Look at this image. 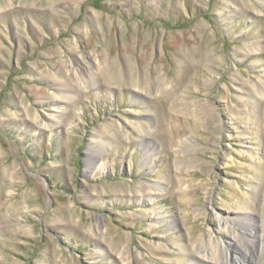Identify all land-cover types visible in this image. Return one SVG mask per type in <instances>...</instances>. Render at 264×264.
<instances>
[{
  "label": "rangeland",
  "instance_id": "rangeland-1",
  "mask_svg": "<svg viewBox=\"0 0 264 264\" xmlns=\"http://www.w3.org/2000/svg\"><path fill=\"white\" fill-rule=\"evenodd\" d=\"M225 220L264 264V0H0V264L238 255Z\"/></svg>",
  "mask_w": 264,
  "mask_h": 264
},
{
  "label": "bare ground",
  "instance_id": "bare-ground-1",
  "mask_svg": "<svg viewBox=\"0 0 264 264\" xmlns=\"http://www.w3.org/2000/svg\"><path fill=\"white\" fill-rule=\"evenodd\" d=\"M92 150H93L92 148L91 149L89 148V152L91 154H93ZM103 167H104V165H103ZM223 220H224V218H223ZM251 224L252 223L249 222V224L247 223V224H245V226H247L249 228V227H252ZM253 230H254V228L251 229V231H253ZM222 231L225 232V235H227L228 237L233 236V234H234V237L237 240V244L240 246L239 250L242 251V252L240 251L239 253L238 252L237 253H238V255L239 254H241V255L238 256V255L234 254L233 252H231L229 249L222 247V245L220 243L215 244L214 242H212V240L207 239L205 241L196 243L195 245H192L191 247H189L188 251H189L191 264H198V263L199 264H211L212 260L219 261V264H248L245 261V257L247 256L246 250L248 249L247 245L249 244L248 241H246L248 238L247 235L246 234L243 235V233H238L236 230L230 231L229 230V220H225L223 222ZM249 233L253 236H255V234H256L255 232H254L255 234L253 232H249ZM257 233L261 237V234L259 232H257ZM251 235H249V236H251ZM241 246H243L244 248L240 249Z\"/></svg>",
  "mask_w": 264,
  "mask_h": 264
}]
</instances>
